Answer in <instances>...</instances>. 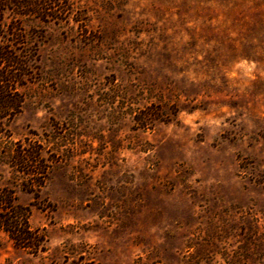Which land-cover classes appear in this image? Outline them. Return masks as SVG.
<instances>
[{
	"label": "rangeland",
	"instance_id": "rangeland-1",
	"mask_svg": "<svg viewBox=\"0 0 264 264\" xmlns=\"http://www.w3.org/2000/svg\"><path fill=\"white\" fill-rule=\"evenodd\" d=\"M46 13L0 16L31 72L0 118V186L45 247L0 233V264H264V0Z\"/></svg>",
	"mask_w": 264,
	"mask_h": 264
},
{
	"label": "trees",
	"instance_id": "trees-1",
	"mask_svg": "<svg viewBox=\"0 0 264 264\" xmlns=\"http://www.w3.org/2000/svg\"><path fill=\"white\" fill-rule=\"evenodd\" d=\"M51 0H0V16L5 8L19 15H41L46 13V6ZM17 34L15 40L19 35ZM23 47L0 46V118L10 119L19 112L22 96L18 86L24 84L25 77L30 75L28 58ZM18 50V51H16ZM20 170L28 175L42 176L44 166L37 156L28 159L20 155ZM28 166L34 169H24ZM24 166V167H23ZM264 185V176L260 181ZM40 186L39 181L31 183ZM30 207L18 201L15 190L9 186H0V233H3L15 247L32 253L44 250V237L29 224Z\"/></svg>",
	"mask_w": 264,
	"mask_h": 264
}]
</instances>
